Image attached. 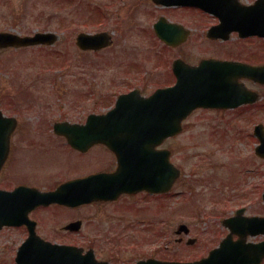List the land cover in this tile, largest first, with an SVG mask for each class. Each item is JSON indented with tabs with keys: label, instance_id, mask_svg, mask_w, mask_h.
I'll return each instance as SVG.
<instances>
[{
	"label": "flooded vegetation",
	"instance_id": "obj_1",
	"mask_svg": "<svg viewBox=\"0 0 264 264\" xmlns=\"http://www.w3.org/2000/svg\"><path fill=\"white\" fill-rule=\"evenodd\" d=\"M145 1H151L165 15L170 13L176 14V16H180V14L197 16L196 29L203 33V41L208 44L207 54L195 59L187 57L185 53L177 57L167 55L169 52L181 53L180 49L189 44L194 29L180 23L175 17L168 18L164 14H161L153 22L151 30H148L147 27V33L151 31L154 38L157 39L158 44L166 50L165 52H155V54L159 59L158 61H167L168 68L163 73H161L163 68L159 65L160 73L164 75V78H167V81L164 78H158L159 83L156 82L151 91L145 90L148 72L145 74L140 64L137 62L131 64L130 61L126 62V60L119 59L115 63L113 60L116 59H105L108 62L104 63L103 67L107 65V67L111 66L115 69L114 76L108 81L119 84L125 83V85L112 91L110 89L111 86H109V89L99 97V92L95 91L94 88L93 83L96 80L93 76H86V74L78 75L76 77L78 79L76 80L77 93L74 96L71 95V98L66 99L68 102L71 101L76 110L79 109L80 115L77 120L66 119L61 115L59 119L46 122V112L42 113V116H39V122H30L25 119V113L28 114L34 110L35 106L41 107L43 105L46 108L48 103L46 97L41 96L34 85V82H40L46 90V76L44 79H37L36 81L29 80L22 75L14 76L12 81L14 88L13 96H7L0 100L2 111L7 116L14 117L17 120L14 124L5 125L6 130L10 129L9 127L13 128L11 131L4 132V137H7L10 133V138L0 139V143L8 144L7 157L0 170V190L12 192L21 189L23 194L20 198L23 204H26L32 190L38 193L53 192L61 185L72 180L116 172L119 167L118 152L111 149L107 143H115L114 140L106 142L91 141L86 138L95 135V133L85 132L81 133L85 139H81L78 142L88 147L77 149L68 140V136H73V131L70 128L83 129V127H91V129L97 130L99 129V124H88L86 123L87 118L92 114H104L112 110L119 96L132 91L135 93L134 95H149L156 88L169 87L176 84L177 74L174 72V64L178 61H180L178 73L181 75H188L191 66L198 67L204 60L215 59L218 61L243 63L239 69L234 66H210L208 68L201 67L196 72L200 74L207 73L208 75H226L231 80V83L235 84L241 91L244 88L245 91L242 92L251 98L250 103L237 108L223 110L198 109L196 111L205 110L223 114L230 111L250 110L252 114L248 120L249 123L253 121V130L258 125H264V119H258L255 116L258 112L264 111V74L259 70V68H264V38L258 35L243 38L237 32L229 35L228 39H212L208 37L209 31L220 23L219 18L216 16L217 14L225 12L228 14H238L244 11L247 13L250 6L259 1L264 2V0ZM120 12L121 10L119 14ZM63 29L67 30L65 27ZM83 32L85 31L78 32V34ZM90 33L108 36V45L83 51L75 40V45L80 50L78 51L79 54L103 53L111 49L115 44L116 37L113 31L97 29ZM49 47L51 46H46L45 48ZM28 48L20 49L27 50ZM74 59L76 60V57ZM89 61L92 63L97 61V66L101 68L98 60ZM138 67H140L139 71H137ZM252 68L258 69L252 70ZM248 69H250L251 75H247L246 71ZM90 77L93 79L89 82L88 78ZM152 80L155 79L153 78ZM53 83H56V81H53ZM210 89L218 91L220 88L212 82ZM44 93L46 95V91ZM66 95L70 97L68 91L62 89L58 94V98L61 100V97ZM6 104L9 108H5ZM62 107H64V104L59 105V109ZM11 111L13 114L8 113ZM65 130L67 131L64 132ZM253 138L255 140L254 144L257 145L256 137L253 136ZM172 139H168L166 142L168 143ZM85 143H89V145ZM163 147L164 145L159 146L158 150H161ZM5 148H0V152H3ZM102 184V180H96L93 181L91 187L99 188ZM177 184L178 181L174 184L172 191L165 194L148 191L120 193L113 199H102L73 207L57 203L48 206L45 204L37 205L26 213L27 218L33 222H14L0 225V264L34 263L28 258L32 252L21 251L20 247L25 242L38 241V237L43 241L74 245L80 248L75 253L81 257L93 254L98 261L110 264H129L124 263L120 259L121 252L119 251L121 242L126 237L125 233L129 224L123 223L120 226H117V224L125 221V213L129 211L138 212V210L140 216L134 222H162L160 213L162 212L161 207H164L162 205L164 204V197L166 196V205L168 201L178 202L183 197V193L177 190ZM189 194L191 195L192 192H189ZM189 199L191 197L187 198V200ZM257 201L258 198H255L254 203ZM252 205L248 204L243 207L245 211L241 213V217L256 215L249 211ZM147 213L152 216L147 218ZM234 214L207 216H214L216 218L215 222H223L225 218H230ZM77 221L82 222L81 229H76V227L72 226ZM95 222H113V225H106L103 228V226L100 227L99 223ZM179 240L184 239L180 237ZM37 253L39 256H46V252ZM43 263L46 264V260H43Z\"/></svg>",
	"mask_w": 264,
	"mask_h": 264
},
{
	"label": "rangeland",
	"instance_id": "obj_2",
	"mask_svg": "<svg viewBox=\"0 0 264 264\" xmlns=\"http://www.w3.org/2000/svg\"><path fill=\"white\" fill-rule=\"evenodd\" d=\"M161 14L164 13L151 1L145 0H0V31L22 35L56 31L60 36L58 43L49 48L0 50V100L13 96L14 76L22 75L34 81L46 76V90L42 83L34 82L39 94L48 101L46 108L35 106L34 110L25 113L24 118L39 122V116L46 112V122L59 119L61 115L77 120L79 109L76 110L66 99L77 93L78 75L93 76L99 97L109 86L112 91L125 85L108 81L115 71L114 67H103L108 58L116 59L113 60L115 63L119 59L140 64L145 74L148 72L145 90L151 91L158 78H164L161 73L168 68L167 61H158L155 54L166 50L158 44L151 31L147 33V27L151 30L153 22ZM165 16L175 17L194 29L189 44L180 49L181 53L169 52L167 55L177 57L185 53L195 59L207 54L208 44L203 41V33L196 29L197 16L170 13ZM97 29L115 32L114 46L103 53L79 54L80 50L75 45L78 32H94ZM89 60H98L101 68L97 66V61L92 63ZM68 65L72 67L67 68ZM159 65L163 68L161 73ZM93 78H88L89 82ZM164 79L167 81V78ZM62 89L67 90L70 97L66 95L60 100L58 94ZM58 103L64 104V107L59 109ZM5 108H9L7 104ZM251 114L250 110L223 114L199 110L187 120L183 133L166 144L172 150V160L182 170L177 190L184 192L183 197L178 202L162 204V222H156L154 226L157 236L152 231H144L146 240L133 242L130 235L138 228H128L124 236L127 242L123 239L119 248L120 259L135 262L156 255L163 260H197L207 256L228 234L221 222H215L214 216L207 215H229L248 204H253L249 208L250 213L264 214V160L255 155L253 121L249 123L248 120ZM255 116L264 119V111ZM188 197L191 199L187 200ZM255 198H258L256 203ZM163 201L165 203V199ZM139 216V210L129 211L125 213V221L136 225L134 221ZM149 216L152 215L147 213L146 217ZM95 223L103 228L113 225V222ZM180 224H187L191 230L189 236H183L182 244L176 242L178 236L175 234ZM189 237L197 239L193 246L186 243ZM250 240L260 241L264 237ZM160 246L161 253L154 251Z\"/></svg>",
	"mask_w": 264,
	"mask_h": 264
},
{
	"label": "water",
	"instance_id": "obj_3",
	"mask_svg": "<svg viewBox=\"0 0 264 264\" xmlns=\"http://www.w3.org/2000/svg\"><path fill=\"white\" fill-rule=\"evenodd\" d=\"M219 17L222 21L221 24L211 29L209 33L213 38L227 37L226 34L232 31H239L243 36L259 35L264 37V2H259L251 7L248 14L239 16L222 15ZM57 38L58 36L54 33H36L33 36L21 37L12 33L0 32V48L53 44ZM108 38L105 34H80L77 37V44L83 50L97 49L107 46ZM224 84H228L227 80L223 82ZM238 94V97L229 94L222 96L228 99L236 98V103L247 101L244 94L240 96L242 95L241 90ZM221 98L220 96L215 98L217 99L216 101H211V97L204 92L203 87L181 90L180 84L174 88L159 90L149 98H137L133 97V95L120 97L113 111L105 115L91 116L88 123L121 124V127H102V125H99L98 130H74L78 133L93 131L95 139L99 141L112 139L122 142L126 140L125 146L130 148L129 155L128 151L125 154L119 153V170L115 174L104 177L103 184L99 188H91V181L96 176L69 182L53 193L37 194L34 192L30 194L31 205L49 204L51 202H66L69 205H77L107 198L112 192L117 193V191H123V189L125 191L142 188L163 192L168 191L175 179L180 175V170L170 162L169 150L164 149L156 153L154 151L155 147L163 143L167 138L179 134L182 131V121L196 108L221 107L222 104L219 100ZM13 122L16 123V120L4 117L0 110V139L10 138V133L7 137H4L5 125ZM102 132L107 135L100 136L99 133ZM256 132L261 142L256 152L260 157H264V127L258 126ZM69 138L76 141V137ZM117 142L112 147H119ZM75 146L81 148L80 144ZM2 147L6 148L3 152H0V169L7 157L8 144L0 143V148ZM143 149L147 151L146 160L140 158V150ZM129 156L130 159L128 158ZM144 164H146V173L144 172ZM151 164H156L157 167L150 170ZM99 177H102V175ZM96 189L98 190L96 191ZM15 196V193L0 191V222H16ZM225 223L230 227L231 233L222 241L220 247L213 250L207 258L194 262H163L150 259L138 264H260L264 258V242L258 244L248 243L247 237L248 235L264 234V218L250 217L246 218V220L241 218L239 222ZM182 231L185 233L189 232L186 225L179 227V232ZM235 234L239 236L237 240L233 239ZM189 243H193V240H190ZM25 246L27 247L25 248ZM27 249L30 251L41 250L58 253L61 251L64 253L63 255L56 254L46 257V261L64 260L65 257L68 260L79 259L73 255L67 256L69 255L66 254L67 252L75 250L74 247L70 246L48 242H30L22 248V250ZM31 258H34V260L39 259L36 256H31Z\"/></svg>",
	"mask_w": 264,
	"mask_h": 264
}]
</instances>
